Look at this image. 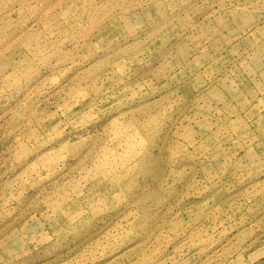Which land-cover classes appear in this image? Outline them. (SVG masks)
I'll return each instance as SVG.
<instances>
[{
    "label": "rangeland",
    "instance_id": "1",
    "mask_svg": "<svg viewBox=\"0 0 264 264\" xmlns=\"http://www.w3.org/2000/svg\"><path fill=\"white\" fill-rule=\"evenodd\" d=\"M0 264H264V0H0Z\"/></svg>",
    "mask_w": 264,
    "mask_h": 264
}]
</instances>
